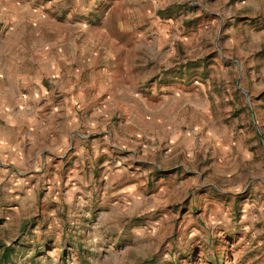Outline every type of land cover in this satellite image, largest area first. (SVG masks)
<instances>
[{
    "label": "rangeland",
    "instance_id": "obj_1",
    "mask_svg": "<svg viewBox=\"0 0 264 264\" xmlns=\"http://www.w3.org/2000/svg\"><path fill=\"white\" fill-rule=\"evenodd\" d=\"M0 61V264H264V0H0Z\"/></svg>",
    "mask_w": 264,
    "mask_h": 264
},
{
    "label": "crops",
    "instance_id": "obj_2",
    "mask_svg": "<svg viewBox=\"0 0 264 264\" xmlns=\"http://www.w3.org/2000/svg\"><path fill=\"white\" fill-rule=\"evenodd\" d=\"M3 66L0 61V159L21 150L22 130L30 137V142L34 141L31 137L37 120L30 103L40 92L32 86L33 81L39 82L38 76L11 73Z\"/></svg>",
    "mask_w": 264,
    "mask_h": 264
}]
</instances>
